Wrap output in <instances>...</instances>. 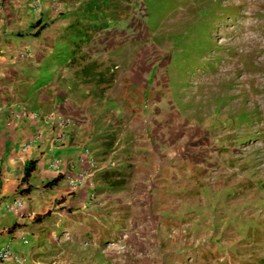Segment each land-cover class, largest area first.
<instances>
[{"label": "rangeland", "instance_id": "obj_1", "mask_svg": "<svg viewBox=\"0 0 264 264\" xmlns=\"http://www.w3.org/2000/svg\"><path fill=\"white\" fill-rule=\"evenodd\" d=\"M0 11L34 45L17 59L79 77L68 106L93 164L44 264H264V0Z\"/></svg>", "mask_w": 264, "mask_h": 264}, {"label": "crops", "instance_id": "obj_2", "mask_svg": "<svg viewBox=\"0 0 264 264\" xmlns=\"http://www.w3.org/2000/svg\"><path fill=\"white\" fill-rule=\"evenodd\" d=\"M14 22L13 16L5 18L0 11V247L7 245L17 252L23 259L20 264H44L40 257L45 242L75 212L68 210L67 204L81 202L86 196L84 186L70 187L79 171L84 182L90 175L83 166L87 164L79 140L81 133L76 132L81 125L77 122L78 110L68 106L70 95L76 98L80 85L77 73L68 80L65 69L53 68L51 61L37 53L30 61L17 59V51L34 50V45L18 41L16 30L9 26ZM16 104L36 112L39 118H14ZM57 120L68 124L58 128ZM56 134L62 136V141L54 148ZM52 159L58 161L57 169L50 166ZM31 160L35 161L34 170L27 183H21L24 166ZM57 176L60 179L54 186L44 188ZM18 186H30L31 190L19 195ZM12 200L21 202L18 216L5 209Z\"/></svg>", "mask_w": 264, "mask_h": 264}, {"label": "built area", "instance_id": "obj_3", "mask_svg": "<svg viewBox=\"0 0 264 264\" xmlns=\"http://www.w3.org/2000/svg\"><path fill=\"white\" fill-rule=\"evenodd\" d=\"M28 56V55H26ZM14 106V118H27L29 120H36L39 118V115L36 112L33 111H29L24 105L22 104H16L13 105ZM68 124L67 121L65 120H57L56 121V126L58 128L63 127L64 125ZM62 141V136L60 134H56L52 145L55 148L56 146H58L60 144V142ZM84 154V160L86 162V164L88 166H91L93 164L91 157L88 155L87 151L83 152ZM50 166L53 167L54 169L58 168V161L55 159H52V161L50 162ZM84 184V176L82 172H78L76 174V178L74 179L73 182H71L70 187L72 188H80L82 185ZM5 209L10 212L15 214V216L19 215V211L21 209V202L17 201V200H12L8 203L5 204ZM22 243H26L25 239H22ZM0 261L4 262H10L12 264H20L23 259L18 255L17 252H15L12 248H10L9 246H3L0 247Z\"/></svg>", "mask_w": 264, "mask_h": 264}, {"label": "trees", "instance_id": "obj_4", "mask_svg": "<svg viewBox=\"0 0 264 264\" xmlns=\"http://www.w3.org/2000/svg\"><path fill=\"white\" fill-rule=\"evenodd\" d=\"M30 29H34L36 27H38V30H43L46 28V25L45 24H41L40 23V20L37 19L34 23H32L30 26ZM38 31V32H40ZM38 33H34V36H37ZM15 36H19L21 37L22 34H15ZM34 166H35V161L34 160H31V161H28L25 166H24V169H23V176L21 178V183H27L28 181V178L31 174V172L34 170ZM60 179V176H57L56 178L52 179L51 181L47 182L45 185H44V188H50L52 186H54ZM31 190V187L30 186H27L25 188H21L20 186L17 187V193L19 195H27Z\"/></svg>", "mask_w": 264, "mask_h": 264}, {"label": "clouds", "instance_id": "obj_5", "mask_svg": "<svg viewBox=\"0 0 264 264\" xmlns=\"http://www.w3.org/2000/svg\"><path fill=\"white\" fill-rule=\"evenodd\" d=\"M84 152V151H83Z\"/></svg>", "mask_w": 264, "mask_h": 264}]
</instances>
